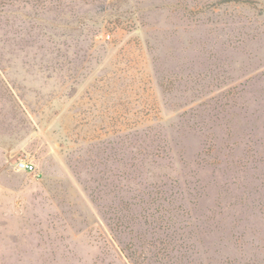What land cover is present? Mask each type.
<instances>
[{"label":"rangeland","instance_id":"1","mask_svg":"<svg viewBox=\"0 0 264 264\" xmlns=\"http://www.w3.org/2000/svg\"><path fill=\"white\" fill-rule=\"evenodd\" d=\"M0 264H264V0H0Z\"/></svg>","mask_w":264,"mask_h":264},{"label":"built area","instance_id":"2","mask_svg":"<svg viewBox=\"0 0 264 264\" xmlns=\"http://www.w3.org/2000/svg\"><path fill=\"white\" fill-rule=\"evenodd\" d=\"M16 168L21 171L32 172L34 170V164L25 158H19L16 162Z\"/></svg>","mask_w":264,"mask_h":264}]
</instances>
